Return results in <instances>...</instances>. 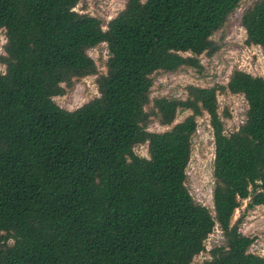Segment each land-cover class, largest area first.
<instances>
[{
    "label": "trees",
    "instance_id": "obj_1",
    "mask_svg": "<svg viewBox=\"0 0 264 264\" xmlns=\"http://www.w3.org/2000/svg\"><path fill=\"white\" fill-rule=\"evenodd\" d=\"M81 0H0V264H264L233 215L264 206V77L234 69L226 84L150 97L153 74L203 69L215 31L242 0H127L103 28ZM264 49V0L241 15ZM105 43L98 74L88 49ZM98 95L73 110L53 99L96 75ZM244 97L226 133L218 94ZM190 111L174 123L179 111ZM214 139L212 213L186 187L197 117ZM229 116L224 112L223 117ZM171 128L150 131L149 123ZM146 145L147 156L134 148Z\"/></svg>",
    "mask_w": 264,
    "mask_h": 264
},
{
    "label": "rangeland",
    "instance_id": "obj_2",
    "mask_svg": "<svg viewBox=\"0 0 264 264\" xmlns=\"http://www.w3.org/2000/svg\"><path fill=\"white\" fill-rule=\"evenodd\" d=\"M255 0H242L239 5L229 14L224 25L212 35L218 49L211 55L203 53L200 61L203 69L198 71L191 67H182L173 72L158 71L153 74V86L150 97L167 96L185 98V87L188 84L200 86H213L226 84L231 72L240 69L256 76L264 77V49L259 45L246 44V32L241 25L243 11ZM127 0H81L75 10L99 17L103 28L107 22L121 11ZM5 32L0 29V54L3 53L5 44ZM87 53L97 65L98 74L106 71L105 61L108 56L105 43H100L88 49ZM5 66L0 64V71ZM96 75H88L74 79L73 85L63 95L53 97L61 107L73 110L98 95ZM219 113L224 122L226 133L237 129L243 123L247 103L240 94H232L228 91L218 94ZM229 116L223 117V113ZM190 111H179L174 123L183 120ZM171 128L157 122L155 118L148 125L150 131H164ZM135 152L147 156L146 145H137ZM213 159L214 139L212 128L207 114L197 117V128L192 137V150L190 160L186 167V187L194 200L205 205L213 213L212 188H213ZM246 201L236 209L232 223L240 219V231L253 237L249 250L264 256V206H256L251 209L245 208ZM223 242L219 227H215L205 240L206 249L193 259V264H203L210 258L208 250Z\"/></svg>",
    "mask_w": 264,
    "mask_h": 264
}]
</instances>
